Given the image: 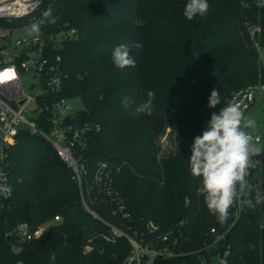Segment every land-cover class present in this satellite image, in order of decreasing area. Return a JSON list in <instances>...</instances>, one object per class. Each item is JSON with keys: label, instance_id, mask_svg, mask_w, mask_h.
Returning <instances> with one entry per match:
<instances>
[{"label": "trees", "instance_id": "trees-1", "mask_svg": "<svg viewBox=\"0 0 264 264\" xmlns=\"http://www.w3.org/2000/svg\"><path fill=\"white\" fill-rule=\"evenodd\" d=\"M187 0H42L30 14L12 20L0 18L9 31L30 25L49 6L55 24L42 26L48 37L64 26L74 27L75 36L63 42L59 52L68 77L60 95L78 96L83 108L77 120L99 124L87 136L80 162L91 172L98 162L114 171V182L122 194L130 217L113 214L105 204L91 208L103 219L127 233L143 229L152 220L165 231L183 222L188 239L185 250H197L209 238L210 228L225 234L229 264H264V154L246 177L252 191L234 217L221 222L206 206L200 178L193 177L188 159L194 137L200 135L211 113L207 107L213 89L229 99L230 93L257 83L264 70L246 29L260 25L256 38L264 42V8L246 6L242 0H208L203 17L187 20ZM136 42L142 47L137 49ZM131 46L135 67L116 68L111 56L118 44ZM153 91L152 115H134L135 107ZM127 96L132 105L124 108ZM165 125L176 133L177 148L158 160L156 135ZM8 157L12 187L10 208L0 214V264H123L129 253L124 237L105 238L107 226L87 212L80 201L73 172L43 137L21 128ZM118 168V170H115ZM251 199L254 206H248ZM59 215L60 220L37 239L12 249L13 236L6 235L18 221L35 226ZM233 222V223H232ZM232 223V225H231ZM92 250L82 253L87 237ZM251 245V246H250ZM55 253V260L50 257ZM207 250L157 259L153 264H203Z\"/></svg>", "mask_w": 264, "mask_h": 264}, {"label": "built area", "instance_id": "built-area-1", "mask_svg": "<svg viewBox=\"0 0 264 264\" xmlns=\"http://www.w3.org/2000/svg\"><path fill=\"white\" fill-rule=\"evenodd\" d=\"M242 3L264 8V0H242ZM36 8L34 0H0V17L8 20L21 18ZM246 29L259 59L264 63V42L256 38L261 33L260 25L246 24ZM75 32L74 27L64 26L46 41L35 33L14 39L6 38L0 42V184L11 186L9 151L16 143L20 129L25 128L49 142L58 157L71 168L83 208L107 226L105 238L114 242L118 237H124L128 241L129 253L123 264H153L157 259L170 260L202 250L211 253L209 264H229L227 257L230 250L225 243L227 230L216 232L212 227L209 238L203 241L201 247L185 250L181 244L188 236L184 235L181 228L182 221L161 232L158 224L148 220L143 229H133L127 233L100 218L91 208L94 203L105 204L111 207L113 214L130 217L124 198L115 185L113 169L106 162H98L89 172L80 162L79 153L86 147L87 136L91 131L98 130L99 124L77 120L75 112H69L71 107L67 100L70 97L60 95L68 74L63 69L61 54L53 50L60 49L63 42L75 36ZM229 99L238 103L245 114L257 99L264 101V82L234 90ZM248 133L253 137V145H261V157L264 154V133ZM163 142L166 143V140ZM11 196L12 193L7 197L0 195V214L10 208ZM241 206L242 203L237 201L234 217ZM59 219V215H54L35 226L28 221H18L5 234L13 236L15 242L12 247L17 250L15 244L39 238ZM90 249L91 245L85 244L84 252ZM205 257L199 256L203 264L206 263Z\"/></svg>", "mask_w": 264, "mask_h": 264}, {"label": "clouds", "instance_id": "clouds-1", "mask_svg": "<svg viewBox=\"0 0 264 264\" xmlns=\"http://www.w3.org/2000/svg\"><path fill=\"white\" fill-rule=\"evenodd\" d=\"M41 3L42 0H34V7H39ZM209 8L208 0H187L183 15L191 21L196 16H205ZM55 23L56 17L53 15L52 7L49 6L39 17L33 18L30 31L39 34L42 26ZM135 47L139 49L142 43L136 42ZM111 59L114 66L119 69L136 66L131 54V46L127 43L116 45ZM154 97L155 93L148 91L147 99L135 107L133 114L152 115ZM121 102L126 109L132 105V101L127 96ZM221 102L224 106L218 113H211L210 120L206 122L202 133L194 137L188 162L191 175L201 180L207 208L223 222L229 217V209L237 201L243 203L242 197H246L252 191V186L246 177L249 175V169L254 167L253 157L259 155L262 149L253 145V137L241 127L243 123L244 128H252L255 126V121L245 118L238 103L224 99L218 90L213 89L207 107L215 108ZM11 193V186L0 184V195L7 197ZM262 201L264 196L257 192L255 203L259 204ZM246 203L250 207L254 206L251 199ZM50 258L54 261L55 253ZM17 264H23V261H18Z\"/></svg>", "mask_w": 264, "mask_h": 264}, {"label": "rangeland", "instance_id": "rangeland-1", "mask_svg": "<svg viewBox=\"0 0 264 264\" xmlns=\"http://www.w3.org/2000/svg\"><path fill=\"white\" fill-rule=\"evenodd\" d=\"M0 18L7 19L5 17H0ZM31 34H35V33H32L30 31V25L15 28L11 31L0 27V42H2L6 38L14 39V38L19 37V36L23 37V36H28ZM258 60H259V66H261V69L264 70V63H262V61L259 59V57H258ZM256 82L257 83L258 82H264V77L261 78L260 73L258 76V80H256ZM67 103L71 107L69 109V112H76V111L80 110L81 108H83L82 101L78 96H73V97L68 98ZM244 115H245V118L253 119L255 121V126L252 128H244L243 123H242L241 127L243 128V130L248 131V132H252V133H258V134L264 133V101H260V99H257L256 102L253 104V106ZM169 128L170 127L168 125H165V127H163L161 129V131H159L156 135L155 143H156V147H157L158 160L161 159V157L163 156L164 153H167V154L171 153L177 148L178 140H177L176 135H175L176 133H171ZM164 140H166V143L163 142ZM254 146L262 149L261 145H254ZM259 159H260V156L257 155L255 157H253V162H255V160H259ZM98 216L100 218H102V216H100V215H98ZM59 220L57 221V223L59 222ZM104 220H106V219H104ZM91 241H92V237L91 236L87 237L86 241L82 245V253L86 254L92 250L93 246H92ZM87 243H89L91 245V249L87 252H84L83 249L85 247V244H87ZM15 246L17 247V250H15L16 252L20 251L23 247L19 243L15 244ZM12 249H13V247H12Z\"/></svg>", "mask_w": 264, "mask_h": 264}]
</instances>
